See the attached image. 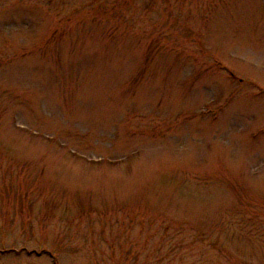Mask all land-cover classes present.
<instances>
[{
	"label": "rangeland",
	"instance_id": "1",
	"mask_svg": "<svg viewBox=\"0 0 264 264\" xmlns=\"http://www.w3.org/2000/svg\"><path fill=\"white\" fill-rule=\"evenodd\" d=\"M0 264H264V0H0Z\"/></svg>",
	"mask_w": 264,
	"mask_h": 264
}]
</instances>
